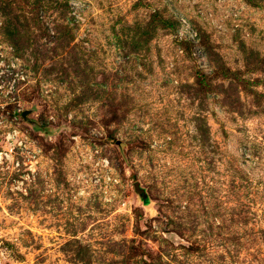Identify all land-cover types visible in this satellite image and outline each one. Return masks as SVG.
I'll return each instance as SVG.
<instances>
[{
	"label": "rangeland",
	"instance_id": "374dc122",
	"mask_svg": "<svg viewBox=\"0 0 264 264\" xmlns=\"http://www.w3.org/2000/svg\"><path fill=\"white\" fill-rule=\"evenodd\" d=\"M0 264H264V0H0Z\"/></svg>",
	"mask_w": 264,
	"mask_h": 264
},
{
	"label": "water",
	"instance_id": "95a60500",
	"mask_svg": "<svg viewBox=\"0 0 264 264\" xmlns=\"http://www.w3.org/2000/svg\"><path fill=\"white\" fill-rule=\"evenodd\" d=\"M26 115H27V111L22 113V117L24 119H26ZM134 191L136 194H138L139 197H141L143 200H146V197H147L146 193H145L144 189L140 188V185L138 183H136L134 185Z\"/></svg>",
	"mask_w": 264,
	"mask_h": 264
}]
</instances>
